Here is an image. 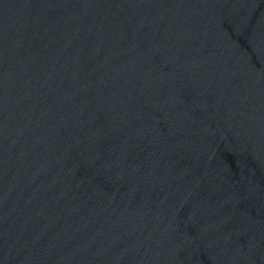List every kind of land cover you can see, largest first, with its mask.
Returning a JSON list of instances; mask_svg holds the SVG:
<instances>
[{
    "label": "water",
    "instance_id": "obj_1",
    "mask_svg": "<svg viewBox=\"0 0 264 264\" xmlns=\"http://www.w3.org/2000/svg\"><path fill=\"white\" fill-rule=\"evenodd\" d=\"M0 264H264V0H0Z\"/></svg>",
    "mask_w": 264,
    "mask_h": 264
}]
</instances>
